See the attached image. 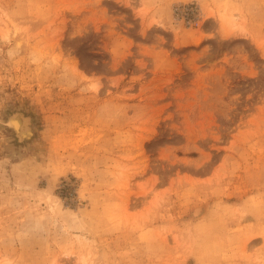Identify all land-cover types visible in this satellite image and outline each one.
Wrapping results in <instances>:
<instances>
[{"label": "rangeland", "instance_id": "1", "mask_svg": "<svg viewBox=\"0 0 264 264\" xmlns=\"http://www.w3.org/2000/svg\"><path fill=\"white\" fill-rule=\"evenodd\" d=\"M0 264H264V0H0Z\"/></svg>", "mask_w": 264, "mask_h": 264}, {"label": "bare ground", "instance_id": "2", "mask_svg": "<svg viewBox=\"0 0 264 264\" xmlns=\"http://www.w3.org/2000/svg\"><path fill=\"white\" fill-rule=\"evenodd\" d=\"M231 22V21H230ZM233 22V21H232ZM27 119V118H26ZM28 121V120H27ZM26 120L24 121V118L22 115L18 114V115H15L13 118H12V123L13 125L16 127V130H19V135L20 136H23L25 139H28L30 138V134L28 133V127L26 126L25 124ZM28 123V122H26ZM9 125V123H8Z\"/></svg>", "mask_w": 264, "mask_h": 264}, {"label": "water", "instance_id": "3", "mask_svg": "<svg viewBox=\"0 0 264 264\" xmlns=\"http://www.w3.org/2000/svg\"><path fill=\"white\" fill-rule=\"evenodd\" d=\"M15 115H18V114H13V115L9 116L7 122L11 125L12 130H13V133H14V135H15V137H16V139H17L18 141L26 140L23 136H20V135L18 134V133H19V130H16V127H15V126L13 125V123H12V118H13ZM27 131H28V133L31 135V133H30V131H29V128H28Z\"/></svg>", "mask_w": 264, "mask_h": 264}]
</instances>
